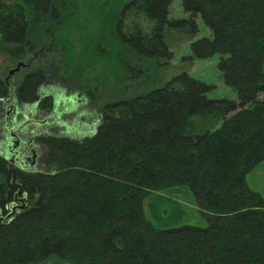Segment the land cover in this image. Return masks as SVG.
<instances>
[{"label": "trees", "instance_id": "1", "mask_svg": "<svg viewBox=\"0 0 264 264\" xmlns=\"http://www.w3.org/2000/svg\"><path fill=\"white\" fill-rule=\"evenodd\" d=\"M180 1L190 13L180 22L168 20L172 0L98 5L94 54L108 60L120 97L102 107L93 134L39 140L43 169L17 174L24 208L0 222V264L51 258L64 264H264V198L245 182L264 160V0ZM17 2L4 5L2 13L9 15L0 18V52L7 49L14 59L24 55L32 24L43 22L30 13L40 18L50 12L59 32L64 22L57 11L65 9L61 0ZM197 15L212 39L192 44L195 57L222 56L219 72L237 100L208 98V87L185 73L125 96L128 86L118 85L139 80L163 57L171 60L166 30L188 26L196 33ZM42 83L38 72L26 76L17 102H38ZM5 94L0 77V98ZM52 110L51 99L40 102L44 115ZM11 177L0 157L2 217L13 201ZM183 186L207 228L156 230L144 217V200Z\"/></svg>", "mask_w": 264, "mask_h": 264}, {"label": "rangeland", "instance_id": "2", "mask_svg": "<svg viewBox=\"0 0 264 264\" xmlns=\"http://www.w3.org/2000/svg\"><path fill=\"white\" fill-rule=\"evenodd\" d=\"M93 3L94 0H78L75 3L76 9L78 6L80 7V13H82L83 19L79 20V15L73 17V20H70L68 23V27L66 26L67 29L64 32L65 36L62 38V44L64 46L63 50H65V53L67 52L66 54L68 57L74 62H76L74 57L80 56V53L82 52L81 48L83 46L87 47L88 44H92L91 41L96 44L99 41L94 36V33H91L89 30L90 26L94 23V21L91 20V16H93V9H91ZM97 3L98 7L99 4L105 3V0H97ZM74 15L73 12V16ZM188 19H190V13L184 11L181 1L172 0L169 6L168 20L180 22ZM195 23L198 29L196 33H190L188 26H173L166 30L167 38H169L167 43L170 45L169 48L172 54L171 60L168 62L165 57H163L161 62L157 61V65H155L156 63L151 65L150 70H148V72L139 80L132 83L124 82L121 85H118L120 89H124L125 86H128L126 88L127 94H124L125 96L145 94L154 87L158 88L165 85L170 80L169 78L185 73L189 77L204 83L208 87V91L206 92L208 98H227L237 100L235 90L225 84L219 72L218 63L222 56L219 53H215L205 58L195 57L192 44L202 38L212 39L211 30L204 24L199 15L196 16ZM101 47L105 48V44L103 43ZM10 48H12V46ZM55 52L51 54V57L49 56L50 63L54 57L53 60L56 61L54 64L62 65L63 67V64L60 61H57L60 58L61 52H59V50L58 54H55ZM93 55L96 56L95 54ZM97 57L96 60L94 58V61H88V69L82 71L80 69L78 75H75V73L73 75H68L67 73L62 72L61 70L63 69H60L59 66H57L59 69L55 68L58 70H55V72L58 75L57 78L59 81L67 80V84L72 88L66 93L67 95L73 92L78 94L80 90H82L80 89L81 86H89L92 89H94L95 86L97 87V90H94L95 94L93 97L87 99L86 102H84L85 99H82V102H78L79 98L72 97L69 101L68 110H64L65 103L63 102V106H60L61 108L59 107L60 110L58 109V112L49 114L57 128L68 125L71 126L73 118L75 119V117H78L79 115H82L85 119L93 118L97 115V112H100L104 108L103 106L105 104L108 102H116L119 99L120 92L113 88L115 83L112 81L111 76L108 75L111 70V68L107 66L108 60H105L104 62V60H101L103 57L99 55H97ZM14 66L15 64L11 62L9 55L6 54L5 51L0 52V70L5 74ZM27 72L28 70H24L22 71L23 74L21 73L11 77L10 84L15 87L18 86ZM83 81H85V84ZM90 100H92V103H89ZM86 106L87 109L83 110ZM81 108L83 111L79 113V109ZM28 110L29 108H26V110L23 109L21 112L27 116ZM68 111H70V114L73 112L72 114H74V116L71 117L72 119H66L63 117ZM5 116V112H0V142L3 136L2 121ZM45 116L46 118H50L48 115ZM44 118L45 117H40V119ZM92 120L94 121L93 123H86L88 134H93L99 123L98 119ZM27 121L28 120L24 118L20 119V122H24V125L28 124ZM77 132L78 131L76 130L70 132V134H66L68 135L67 138H78L76 136ZM84 133L85 132H83V134ZM2 149L0 143V151H2ZM42 169L41 165H38L35 168V171H41ZM245 182L250 190L258 192L264 198V160L245 176ZM176 210L181 212V218L180 215L174 217ZM143 213L146 220L151 223L156 230L178 229L184 226L205 229L208 226L205 217L196 207L193 193L188 186L178 187L167 191L153 192L143 202ZM173 217L176 219L175 221L173 220ZM39 264L64 263L55 258H51Z\"/></svg>", "mask_w": 264, "mask_h": 264}, {"label": "flooded vegetation", "instance_id": "3", "mask_svg": "<svg viewBox=\"0 0 264 264\" xmlns=\"http://www.w3.org/2000/svg\"><path fill=\"white\" fill-rule=\"evenodd\" d=\"M77 1L78 0H61L62 6H65V9L57 11L56 16H58L59 20L64 22L62 24V27L59 26V32L57 31V29H55V26L54 28L51 25L50 20L52 16L50 15V12L40 18L34 16L33 13H30L29 15L32 19H43V22L38 23V25H36L35 22L34 24H32V31L28 32L27 40L25 41V43H23L25 44V47L23 46V48H25L24 55L20 56L17 59H14L12 55L9 54V51L7 49L5 51L6 54L9 55L11 62L15 64V66L5 74L0 70L1 81L6 87L5 97L0 98V112L6 113V116L2 121L3 136L0 143L3 149L2 151H0V155H2L0 157L6 163L7 170L10 172L12 177V172H14L15 175L14 182H12V177L10 181V184L14 188L13 201L11 204H9L7 209H10L15 199L19 200L25 198L26 201V193L17 183L16 176L21 172H32L38 165H40L41 159L43 157L42 146L39 143V140L41 138H67L68 135L66 134H70V132L76 130L78 132L77 135H75L77 137H83L85 133L88 134L87 124L93 123L94 121L92 119L100 120L102 117V111L97 112V115L90 119H85L82 115H79L78 117H75V119L73 118V121H71V126L68 125L65 127L57 128L49 114L47 115L50 118H46V116L40 111V102H42L44 99L52 100L53 110L50 114H54L55 112H58V109L60 110V106H63V102L65 103L64 110H68L69 101L70 99H72V97L79 98L78 102H82V99H85L84 102H86L87 99H90V97H93V95L95 94L92 88H90L89 86H83L82 88H80L82 90H80L78 94H75L73 92L67 95L66 93L72 89L69 84H67V80L59 81L56 73L53 76V72H55V68H57V66H59L60 68L64 67L65 70L66 68L71 69L75 67H79L80 69L85 70L89 67L87 63L88 61H94V58L96 60V56L93 55L96 43H93L92 41V44H88L87 47L83 46L81 48L82 52L80 53L79 57H74L76 62L69 58L66 54L67 52L65 53V50H63L64 46L62 44V38L63 36H65L64 32L68 27V23L70 22V20H73V17H77L78 15L79 20L83 19L82 13H80V7L78 6L76 9L75 3ZM14 3L15 5H19L17 0H0V18H6L9 15L2 13V7L8 4L13 5ZM97 4V0H94L92 6L93 8L90 6L91 9H93V16H91V20L94 21V23L90 26V29L88 28L91 33H94V31H96L95 21L97 20L98 16ZM73 12L75 14L74 16ZM95 35L96 34H94V36ZM58 50L59 52H61V55L57 61H60L63 64V67L62 65L60 66L54 64L56 62L53 60L54 57L52 58L50 63L51 54H53L55 51L57 52H55V54H58ZM24 70H28V72L25 73L20 84L16 87L10 84L11 77L17 74H21ZM37 72L43 76V83L37 90L38 102L28 106L21 105L17 102V90L23 83L26 76L34 75ZM89 103H92V100H90ZM26 108H29L27 116L23 112H21L23 109L26 110ZM86 109L87 106L83 108V110ZM83 110L82 108L79 109V113ZM72 113L70 114V111H68V113H66L63 117H65L66 119L71 118L72 116H74V114ZM40 117L45 118L40 119ZM21 118L27 119L28 124L24 125V122H20ZM96 129L94 130V132L96 131ZM83 132L85 133L83 134ZM19 189L21 190V194L19 197H16ZM18 205L21 204L18 203ZM1 215L3 214L0 213V217H2Z\"/></svg>", "mask_w": 264, "mask_h": 264}, {"label": "water", "instance_id": "4", "mask_svg": "<svg viewBox=\"0 0 264 264\" xmlns=\"http://www.w3.org/2000/svg\"><path fill=\"white\" fill-rule=\"evenodd\" d=\"M11 161H12V159H11ZM12 173H13L12 182H14L15 175H14V172H12ZM20 194H21V190L19 189L18 194L16 195V197H19ZM24 201H25V198H22V199H19V200L15 199V201L13 202L12 206L10 207V209H7V211H9L8 214L6 216H4V217H0V222L1 223H8L12 219H14L15 216L19 213V211H21L24 208ZM18 203H20L21 205H18Z\"/></svg>", "mask_w": 264, "mask_h": 264}]
</instances>
